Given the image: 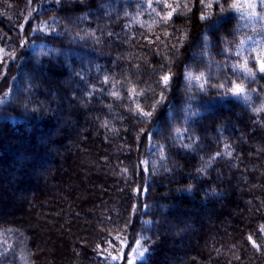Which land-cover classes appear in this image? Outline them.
Returning a JSON list of instances; mask_svg holds the SVG:
<instances>
[{
  "label": "trees",
  "instance_id": "1",
  "mask_svg": "<svg viewBox=\"0 0 264 264\" xmlns=\"http://www.w3.org/2000/svg\"><path fill=\"white\" fill-rule=\"evenodd\" d=\"M188 4L144 25L106 0H0V264H127L137 240L135 264H264L263 91L238 115L205 92L187 123L186 68L210 24ZM235 26L214 31L218 61ZM232 131L234 159L202 173Z\"/></svg>",
  "mask_w": 264,
  "mask_h": 264
},
{
  "label": "rangeland",
  "instance_id": "2",
  "mask_svg": "<svg viewBox=\"0 0 264 264\" xmlns=\"http://www.w3.org/2000/svg\"><path fill=\"white\" fill-rule=\"evenodd\" d=\"M109 10L112 14L123 17L129 22H138L144 25H152L157 22L163 21L167 18L168 13L175 12V10H183L189 1L191 0H106ZM206 4V13L209 19V25L201 35L200 39L194 46L191 60L187 64L186 78L189 86V97L185 104V117L187 123L194 118V115L198 114L200 108L196 105L200 101V95L205 92H215L214 98L217 97L218 101L226 102L228 105L237 108V114H241V111L246 110L251 113V107L253 104L252 95L254 92L263 91L258 90L261 80V73L257 72L255 79L247 77L243 72L233 71V66L242 63L244 60L249 61V66L255 63L256 55L259 51L264 50V6H261L260 0H250V2L257 5V16L252 17L250 9L245 7V4L249 0H220L215 2L212 0H203ZM210 3V4H209ZM237 4L238 7H231L233 4ZM167 5V6H165ZM212 17V19H211ZM213 17L215 20L213 21ZM222 24V30L229 34L230 25L236 24L235 28L239 29L237 32L242 34L241 43L234 48L233 51L224 52L222 60H217L213 56L212 42L214 39V31H218ZM243 32V33H242ZM225 34V35H226ZM216 35V33H215ZM236 39V37H234ZM219 46H215V49H219ZM241 47V50H240ZM226 49V46L222 51ZM239 53V55H237ZM201 73L203 75L201 76ZM191 74V78H190ZM200 76L199 80L195 77ZM230 82L242 83L248 89L249 101H245L243 98H237L228 93L227 89L231 87ZM207 85V86H206ZM224 85L223 88L219 87ZM203 86V87H202ZM264 86V85H263ZM254 88L256 90L254 91ZM263 88V87H262ZM262 97L261 95H259ZM203 103L204 107L210 106L211 102ZM194 125V124H193ZM193 128V126H191ZM235 131L228 132L221 139L223 149L220 151L221 155L216 156V153L209 155L208 157L201 156L200 171L202 173L208 169L214 167L216 161L224 158L227 160L234 159L235 153ZM239 136V135H238ZM212 140H216L217 137H211ZM231 139V142L227 143V140ZM226 145L228 147H226ZM231 153V155H229ZM216 156L215 159H211ZM209 161H211L209 163ZM8 245V241L0 237V243ZM1 248V247H0ZM3 251V249H1Z\"/></svg>",
  "mask_w": 264,
  "mask_h": 264
},
{
  "label": "snow or ice",
  "instance_id": "3",
  "mask_svg": "<svg viewBox=\"0 0 264 264\" xmlns=\"http://www.w3.org/2000/svg\"><path fill=\"white\" fill-rule=\"evenodd\" d=\"M58 2H59V0H58ZM225 2H226V0H225ZM260 2H261V6H264V0H260ZM165 6H167V5H165ZM231 7H238V5L234 3L233 5H231ZM245 7H247L248 9L251 10L249 14L252 17L257 16V12H256L257 5L255 3H252L249 0V2H247L245 4ZM171 15H172V13L169 12L168 18H170ZM204 18H206V17L202 16V19H204ZM259 18L264 19V17H259ZM37 30L43 31V29H34V31H37ZM0 51H2V50H0ZM237 55H239V53H237ZM233 71L234 72L235 71L243 72L247 77L252 78V79H255L257 72L264 74V50H261L257 53L254 64L249 66V61L244 60L242 63L234 65ZM202 75H203V73H201V76ZM190 78H191V74H190ZM200 78H201L200 76L195 77V79H197V80H199ZM161 80H162L164 86L167 87L169 84V81H170V76L166 74L161 78ZM230 83H231V87L227 89L228 93H230L232 96H235L237 98H243L245 101L250 100V96L248 95V89L242 83H236V82H230ZM219 87L223 88L224 85H220ZM133 92H135V90H133ZM113 95H115V93H113ZM4 96L6 97L7 93H5ZM2 102H3V98H0V103H2ZM254 111L257 113L264 112V104H261V106L259 108H254ZM142 114L144 116H150L151 115V113H149V112H144ZM149 138L151 139V137H149ZM184 147L189 148V147H191V145L187 144V145H184ZM226 147H228V146L226 145ZM220 155H221L220 152L216 153V156H220ZM229 155H231V153H229ZM216 156L212 157L211 159H215ZM210 162L211 161H209V163ZM201 171H202V169H201ZM145 223L147 224L148 221H145ZM262 231H264V229H262ZM144 240L146 241L147 237H145ZM249 240L252 242L253 247H256L259 250V248L261 246L257 245L255 243V241H252L251 237H249ZM148 251H149V249L147 247H145L144 244L140 240H137L136 241V247L132 248L131 253L127 254V264H135V260L137 258L142 260ZM120 258H121L120 254L112 256L113 260L120 259Z\"/></svg>",
  "mask_w": 264,
  "mask_h": 264
}]
</instances>
